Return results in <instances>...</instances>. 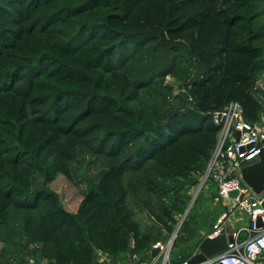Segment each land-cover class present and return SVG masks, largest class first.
<instances>
[{"label":"trees","instance_id":"obj_1","mask_svg":"<svg viewBox=\"0 0 264 264\" xmlns=\"http://www.w3.org/2000/svg\"><path fill=\"white\" fill-rule=\"evenodd\" d=\"M261 81L264 0H0V264H148Z\"/></svg>","mask_w":264,"mask_h":264},{"label":"built area","instance_id":"obj_2","mask_svg":"<svg viewBox=\"0 0 264 264\" xmlns=\"http://www.w3.org/2000/svg\"><path fill=\"white\" fill-rule=\"evenodd\" d=\"M212 118L219 126L218 140L200 177V185L207 180L215 183V201L223 198L226 210L217 217L212 229L207 233L214 237L223 229L228 217L242 209L249 215L248 225L232 229V242L226 248L197 264H264V189L255 193L240 178L239 170L243 160L258 156L264 149V119L261 123H251L244 119L243 110L238 102L229 101L222 108L213 111ZM230 191H237L230 196ZM232 224V223H231ZM247 233L241 238V232ZM173 239L156 241L162 264H166ZM181 264H190L185 259Z\"/></svg>","mask_w":264,"mask_h":264},{"label":"rangeland","instance_id":"obj_3","mask_svg":"<svg viewBox=\"0 0 264 264\" xmlns=\"http://www.w3.org/2000/svg\"><path fill=\"white\" fill-rule=\"evenodd\" d=\"M261 85H263L262 88L264 91V82H259V86ZM49 185L59 194V197L67 210H76L79 201L81 200V193L77 187H75L61 175H59ZM190 194L191 197L195 195L196 197L190 209L183 217V220L180 222L182 217V215H180L177 218L176 224L174 225L175 229L176 225L179 223V227L173 238V243L170 250L171 257H178L181 255L189 256L190 254L195 253L194 244L197 239V235L199 233H208L212 229L217 217H219L221 213L226 210L223 198H221L219 201L214 200V197L217 195V188L215 183L210 179L207 180L203 186L200 185L199 181L197 185L191 188ZM140 220L142 223L143 221L145 223L151 222L144 215H142ZM234 221V229L246 226L249 222V215L242 209H239V211L230 215L223 224V227L227 232L232 231L231 223H234ZM172 232L165 241L170 239ZM165 233L167 232L165 231ZM246 235L247 233L245 231L241 232V238L246 237Z\"/></svg>","mask_w":264,"mask_h":264},{"label":"water","instance_id":"obj_4","mask_svg":"<svg viewBox=\"0 0 264 264\" xmlns=\"http://www.w3.org/2000/svg\"><path fill=\"white\" fill-rule=\"evenodd\" d=\"M239 175L241 180L246 185H248L255 193H260L264 189V149L258 156L250 160H243L241 162ZM236 193L237 191H230L229 195L235 196ZM195 197L196 195L191 197L182 214L180 222L183 220V217L190 209ZM178 227L179 223L176 225L174 231L172 232V239L174 238ZM232 241V235L230 233L227 234L225 228L221 229L219 234L214 237H209L207 233H199L194 244L195 253H193L189 257V263L197 264L222 252L226 248L227 242ZM150 253L151 257H156L159 253L158 247H152Z\"/></svg>","mask_w":264,"mask_h":264},{"label":"crops","instance_id":"obj_5","mask_svg":"<svg viewBox=\"0 0 264 264\" xmlns=\"http://www.w3.org/2000/svg\"><path fill=\"white\" fill-rule=\"evenodd\" d=\"M199 189H200V187H199ZM234 224H235V221H234V223H232V229L234 228ZM226 231V230H225ZM226 233L227 234H229V233H231V231L230 232H227L226 231ZM193 254V253H192ZM192 254H190L189 256H188V258H186V259H188L189 260V257L192 255ZM152 259L150 260V262L148 263V264H162V258L160 257V255H159V253H158V255L156 256V257H151ZM185 260V259H184ZM183 261V260H182ZM182 261H175V263L174 262H172L171 261V259H170V255H169V257H168V261L166 262V264H181V262Z\"/></svg>","mask_w":264,"mask_h":264}]
</instances>
